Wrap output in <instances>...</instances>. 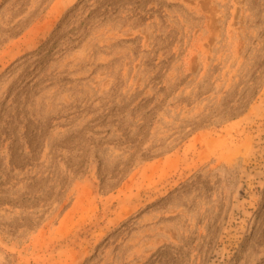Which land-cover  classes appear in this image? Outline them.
Masks as SVG:
<instances>
[{"label": "rangeland", "instance_id": "1", "mask_svg": "<svg viewBox=\"0 0 264 264\" xmlns=\"http://www.w3.org/2000/svg\"><path fill=\"white\" fill-rule=\"evenodd\" d=\"M0 264H264V0H0Z\"/></svg>", "mask_w": 264, "mask_h": 264}]
</instances>
